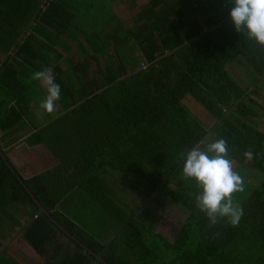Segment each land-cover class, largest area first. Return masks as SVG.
Returning <instances> with one entry per match:
<instances>
[{"label": "trees", "instance_id": "16d2710c", "mask_svg": "<svg viewBox=\"0 0 264 264\" xmlns=\"http://www.w3.org/2000/svg\"><path fill=\"white\" fill-rule=\"evenodd\" d=\"M47 1L42 9V0H0V54L15 48L0 62V89L12 101L0 111V129L18 125L28 105L39 104L35 97L39 80L21 79L31 74L22 72L40 69L34 62H46L48 49L57 56V46L71 51L60 39H71L69 28L75 19L91 28L84 42H78L81 53L90 56L85 50L90 45L106 55L107 63L98 69L100 79H82L83 66L77 67L68 57L72 72L64 70L68 83L54 76L63 111L24 138L30 146L43 145L56 160L53 166L24 178L6 156L23 184L0 154V229L6 219L18 224L11 209L22 204L30 207V221L21 235L34 250L40 252L56 237L73 245L74 251L56 264H102L79 243L109 264H264V254H257L264 252V243L260 244L264 242V177L239 206L243 215L237 226L227 218L212 225L196 206L200 189L182 172L188 151L220 138L227 142L232 161L243 165L250 159L252 169L264 172V133L239 118L244 111L236 103L243 93L233 91L224 80L227 65L243 64L242 57L264 75V47L246 32L235 31L229 16L233 5L228 0H150L130 26L111 27L110 17L98 34L97 21L87 17L95 5L89 4L91 0ZM27 28L28 34L17 43ZM106 40L117 50V64L105 52ZM127 40L134 43L138 65L144 61L146 68L127 71L119 52ZM187 95L214 116L211 126L189 113L183 105ZM249 150L251 158L244 155ZM1 151L6 154L0 145ZM108 169L142 178L149 195L161 194L185 210L187 216L177 232L172 237L161 234L136 214L138 206L130 212L121 209L105 176ZM170 184L173 188L163 193ZM24 185L75 239L38 210ZM75 188L89 200L112 207L121 220L108 241L97 240L58 210Z\"/></svg>", "mask_w": 264, "mask_h": 264}, {"label": "rangeland", "instance_id": "374dc122", "mask_svg": "<svg viewBox=\"0 0 264 264\" xmlns=\"http://www.w3.org/2000/svg\"><path fill=\"white\" fill-rule=\"evenodd\" d=\"M86 1L89 2L90 0ZM149 2L150 0H138L136 2L127 0L124 2V5H120V20H118L117 18L115 19V16L107 7L103 6L102 0H92L91 4L95 5L90 7L91 15L89 14L90 16L87 17L91 22L92 19L93 21L94 19L97 21L96 24L99 25V27H97L98 34L104 29V26L108 25L107 20L110 17L113 20L115 19L116 25L118 22V24L121 23L120 26L128 27L133 23L134 15L142 8H145ZM92 15L94 18H92ZM89 29L91 31L90 27ZM70 42L71 41L68 43ZM105 42L106 53L109 51L108 46L111 47V50L114 53L117 51L114 44L110 43L111 41L106 40ZM88 47L89 48H85V50H88L89 54L95 56V59L100 60L106 57L99 52H94L93 47L91 48L90 45ZM64 49L67 50L66 48ZM121 49L120 54L128 71L131 72L140 68L138 65L139 55H137L134 49V43L127 40L126 44L122 46ZM71 55L72 54L69 53L68 57H71ZM64 59L65 57L62 58V63H67L65 66L67 72H70V75H72L71 67L69 66L71 62H65ZM69 59L70 58H67V61ZM242 62L243 64L236 61L228 64L226 67L227 75L224 76V80L233 91L243 93V96L238 99L236 103V106L244 111V114L240 115L239 118H241L248 127H257L264 133V75L256 65L248 61L246 58L242 57ZM95 73V71H92L89 79L91 78L93 80L98 77ZM33 74L34 72L26 77H21V79L33 82ZM66 79L68 78L63 79L65 81H63L64 83H68ZM97 79L100 78L98 77ZM39 84L41 85H39L40 90L38 87L35 96L40 99L39 104L36 102L30 103L27 107L28 112L18 125L0 130V145L1 147H6L7 153L14 160L15 164H17L19 168L18 171L24 178L42 172L56 163V161H54L55 159H52L51 154L45 149V147L37 146L28 149L23 142L17 141L29 129L30 125L34 127L42 125L47 120L57 116L59 111L61 112V109H63L59 105V102H56L55 111L52 113H49L40 107L41 101L47 95V90L41 83ZM4 92L5 91L0 89V110L8 107L7 103L9 100ZM183 105L188 109L189 113L201 121L206 127L211 126L214 122V116L193 96L187 95L183 100ZM235 123L239 125L237 122ZM7 136L9 139L7 141H2ZM209 143L210 142H205L197 147L206 151ZM249 162L250 159H247L243 165H239L235 161H232L233 170L236 171L244 181V191L234 193L233 195L234 204L238 206L244 203L247 195L257 187L261 179L264 177V172L252 169L249 166ZM105 176L109 183L114 187L116 194L121 201L119 204L121 209L125 212H130L133 208L138 206L136 214L140 215L142 220L153 225L161 234L172 237L184 222L187 212L176 205L175 201H167L165 198L161 197V194L153 193L149 195V186L142 178L129 173H121L120 171H115L113 169H108L105 172ZM172 188L173 184H170L168 187L164 188L163 193ZM57 208L75 223L84 227L91 235L102 243L108 241L113 236L121 223V220L115 217V214L111 210L112 207H103L96 202L89 200L83 195V192L80 193V190L76 188L63 199ZM26 209V207L20 206L17 210V218L19 220L21 218L25 221L28 217ZM11 212L14 213V211ZM5 221L6 223L3 224L0 235H2L3 232H6V234L11 232L9 230V228H11V223L8 222V220ZM261 243L263 244L264 242L260 241V244ZM262 253L264 254L262 250L257 252V254Z\"/></svg>", "mask_w": 264, "mask_h": 264}, {"label": "clouds", "instance_id": "9594fccd", "mask_svg": "<svg viewBox=\"0 0 264 264\" xmlns=\"http://www.w3.org/2000/svg\"><path fill=\"white\" fill-rule=\"evenodd\" d=\"M233 6L229 16L237 33H245L248 38L264 47V0H228ZM33 79L42 81L47 95L40 107L52 113L60 99V86L55 83L50 68L36 71ZM252 157L251 150L244 154ZM183 178L192 179L200 189L195 196L196 206L204 213L210 224L215 225L221 218L237 226L243 209L234 204L233 195L244 191L243 178L233 170L227 142L220 138L207 145L203 151L194 147L187 152L183 162Z\"/></svg>", "mask_w": 264, "mask_h": 264}, {"label": "crops", "instance_id": "0c3cea01", "mask_svg": "<svg viewBox=\"0 0 264 264\" xmlns=\"http://www.w3.org/2000/svg\"><path fill=\"white\" fill-rule=\"evenodd\" d=\"M91 1H90V3H91ZM102 1H103V6L107 7L111 11V13L115 16V19L117 18L118 20H120L119 8H121V6L124 5V2H126L127 0H110V1L109 0H102ZM131 1H133V0H131ZM136 1H138V0H135V2ZM115 19L113 20L111 18V20L109 21L111 27H114L116 25ZM117 24H118V22H117ZM119 24H121V23H119ZM29 30H30L29 28L23 30L22 34L18 38L17 43H21L23 41L24 37L28 34ZM89 32H90V29H89V26L87 24H85L84 22H82L78 18L75 19L73 25L69 28V34L71 36V39L67 40L68 38L65 39L63 37L60 39L61 43H64L67 41V46H70L72 48V50L67 51L64 49L65 47L57 46L56 49L59 52L58 56L56 53H53V52L50 53L51 49L44 51L47 54V57H46L47 61L46 62L35 61L34 63L41 66L40 69H38L36 71H41L45 68H50L52 70L53 76L59 75V76H62V79H65L66 77L64 75L66 72H64V70L66 69L65 66L67 63L63 64L62 58L65 57L64 61L68 62L67 58H68V54L70 53V54H72L71 57L73 59V62L76 64V66L77 67L83 66L82 69L85 70V72L82 71V74H84L82 79H85V78L89 79V76L92 74V71L96 72L95 73L96 76L101 77V72L98 69L104 68V66L107 63L106 59L103 58V59L98 60V59H95L96 57L93 55L86 56L85 54L81 53L80 48L78 46V42H80V43L84 42V40L86 38L85 36ZM69 41H71V42L68 43ZM108 48H109L108 55L111 57L112 62H114V64H117L118 61H117V59H115L116 54L111 50V47L108 46ZM14 50H15V48H12L11 51L8 53L1 52L0 62L3 61V59L6 57L7 54H13ZM27 65L30 66L29 63ZM56 66H62V70L57 69ZM36 71L27 69V70L23 71L22 74L26 73V75H28L29 73L36 72ZM127 71H128V69H127ZM93 74H94V72H93ZM39 83H41L43 85L42 81H40V80H39ZM43 87H45V86L43 85ZM11 103H12V101H8L7 105L9 106ZM62 111H63V109H61V112ZM61 112L59 111V113H61ZM33 130H34V126L30 125L29 129L23 134V136L21 138H19V140H17L19 142H23L27 146L28 149L35 148L37 146H43L41 144L30 146V145L26 144V142L24 141V138L28 134H30V132H32ZM0 138H1V133H0ZM8 139H9V137L7 136L2 141H7ZM2 148L4 150H6V156L8 157V159L19 170L17 164H15L14 160L7 153L6 147H2ZM52 159L54 160L53 156H52ZM54 161H56V160H54ZM33 175H35V174H33ZM33 175H31V176H33ZM20 206L27 208L26 211H27L28 217L26 218L25 221H23L21 218H20V220L17 218V210L19 209ZM11 211H14V213L12 212V214L13 215L15 214L14 217L16 218L18 224H15L11 220L6 219V220H8V222L11 223V228H9V230L11 232L9 234H6V232H3V234L0 235V253L2 254L0 257V264H56L62 257H64V255L66 253H68L69 251H70V253H72V251H74L73 245L69 241H67L65 238H61V237H56L55 241H53L52 243L45 244V246L42 248V250L40 252L34 250L28 243L25 242V240L22 238V235H21L23 232L24 226L26 225L27 222L30 221V218H29L30 207H28V205L17 204L15 207H13L11 209ZM5 223H6V221H5ZM1 230L2 229H0V231ZM0 234H1V232H0Z\"/></svg>", "mask_w": 264, "mask_h": 264}, {"label": "water", "instance_id": "95a60500", "mask_svg": "<svg viewBox=\"0 0 264 264\" xmlns=\"http://www.w3.org/2000/svg\"><path fill=\"white\" fill-rule=\"evenodd\" d=\"M1 157L3 158L4 162L6 163V165L11 169V171L16 175V177L18 178V180L23 183L22 178L16 173V171L14 170V168L12 167L11 163L7 160L6 158V154H4L3 151H1ZM24 184V183H23ZM25 186V185H24ZM26 191L29 193V195L31 196V198L35 201V203L38 206V210L42 213H45L47 216H49L50 220L55 223L63 232H65L69 237H71L72 239H75L68 231H66L50 214L49 212L37 201L36 197L31 193V191L25 186ZM85 252L93 255L99 262H101L102 264H109L108 262H106V260L102 257L101 254L94 252L93 250H91L89 247L85 246L82 243H79Z\"/></svg>", "mask_w": 264, "mask_h": 264}, {"label": "built area", "instance_id": "2783aa9c", "mask_svg": "<svg viewBox=\"0 0 264 264\" xmlns=\"http://www.w3.org/2000/svg\"><path fill=\"white\" fill-rule=\"evenodd\" d=\"M47 3H48L47 0H43V1H42V4H41V8H42V9H45ZM146 66H147V64H146V62H144V61H141V62L139 63V67H140L141 69L146 68ZM33 217H36V215H34Z\"/></svg>", "mask_w": 264, "mask_h": 264}]
</instances>
